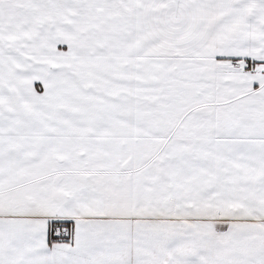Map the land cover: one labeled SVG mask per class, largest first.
<instances>
[{
	"label": "snow or ice",
	"instance_id": "6c2138e0",
	"mask_svg": "<svg viewBox=\"0 0 264 264\" xmlns=\"http://www.w3.org/2000/svg\"><path fill=\"white\" fill-rule=\"evenodd\" d=\"M0 264H264V0H0Z\"/></svg>",
	"mask_w": 264,
	"mask_h": 264
}]
</instances>
